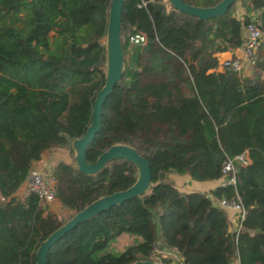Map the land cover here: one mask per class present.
Listing matches in <instances>:
<instances>
[{
    "label": "trees",
    "instance_id": "1",
    "mask_svg": "<svg viewBox=\"0 0 264 264\" xmlns=\"http://www.w3.org/2000/svg\"><path fill=\"white\" fill-rule=\"evenodd\" d=\"M239 1L241 17L234 2L202 19L167 0H123L122 75L102 104L85 157L93 162L111 144L131 145L149 162L150 185L66 231L49 247L47 264H129L154 255L162 264H264V36L250 73L215 69L217 53L242 43L252 17L264 34V0ZM109 4L0 0V264H35V250L52 230L137 178L136 165L123 157L94 173L58 160L50 172L55 199L71 211L65 219L45 212L36 194L18 193L43 150L73 151L72 139L90 122L105 80ZM134 32L146 42L132 44ZM241 152L248 162L235 160L234 183L185 191L171 176L220 178L225 159ZM235 190L246 208L238 230L207 196L231 198ZM121 233L134 241L113 251ZM155 248L174 249L178 259Z\"/></svg>",
    "mask_w": 264,
    "mask_h": 264
},
{
    "label": "water",
    "instance_id": "2",
    "mask_svg": "<svg viewBox=\"0 0 264 264\" xmlns=\"http://www.w3.org/2000/svg\"><path fill=\"white\" fill-rule=\"evenodd\" d=\"M173 7L197 16L198 18H209L225 13L232 3L237 0H219L213 5L199 6L190 4L184 0H167ZM123 0H110L107 14V25L104 36L106 50L105 80L101 87L96 91L93 100L90 122L84 133L71 141L74 150V159L77 168L86 173H94L113 158L123 157L132 161L137 169L136 180L123 189H118L110 193L101 195L81 209L77 210L65 222L52 230L42 239L35 250V264H47L46 255L49 247L60 238L66 231L74 227L78 222L83 221L97 212L120 203L125 199L143 193L150 185L151 173L148 160L141 155L133 146L125 143H114L101 151L93 162H88L85 157L87 144L93 139L100 127L101 107L104 100L111 93L114 85L120 79L123 70V50L120 40V25ZM235 54L241 51L235 50ZM214 204L217 202L211 194L207 195ZM129 264H162L155 259H137Z\"/></svg>",
    "mask_w": 264,
    "mask_h": 264
},
{
    "label": "built area",
    "instance_id": "3",
    "mask_svg": "<svg viewBox=\"0 0 264 264\" xmlns=\"http://www.w3.org/2000/svg\"><path fill=\"white\" fill-rule=\"evenodd\" d=\"M142 3H145L144 1ZM264 34L260 24L252 17L242 27V43L233 49V54L230 57L219 60V65L224 69L232 70L237 73L245 72L247 66L252 65L254 61V52L259 45ZM129 41L132 44H144L146 36L142 32H134L130 35ZM241 51L240 54H235V50ZM235 160L241 164L248 162V157L245 152L236 154L233 158H227L222 164L220 177V185L235 182ZM226 175H228L226 177ZM54 177L51 175L50 169L44 170L32 166L24 180L22 193H34L41 200L42 204L55 199L54 192ZM214 198V197H213ZM217 205L232 212L229 221L233 224V229L238 230L241 226V221L245 215L246 208L243 206L238 192L235 190L231 198L218 197L215 198ZM160 256H168L178 259L174 249H154ZM155 260L160 262L158 255ZM161 263V262H160Z\"/></svg>",
    "mask_w": 264,
    "mask_h": 264
},
{
    "label": "crops",
    "instance_id": "4",
    "mask_svg": "<svg viewBox=\"0 0 264 264\" xmlns=\"http://www.w3.org/2000/svg\"><path fill=\"white\" fill-rule=\"evenodd\" d=\"M243 12L244 11H241V13H243ZM232 54H233L232 50H224V51L218 52L217 53L218 62L220 59L232 56ZM215 69L216 70H224V68L221 67L219 65V63L217 64V67ZM250 70H251V68L249 70H245V73H247V74L250 73ZM56 149L62 151L64 148L53 147L50 149L43 150L40 158L37 159L36 161H34L32 166L40 168V169H44V170H47L46 168L51 169L52 166L58 160H60V159H58L57 161H55L54 159H52V157H54L52 152ZM63 160L70 162L65 157H63ZM171 176L174 180H176L175 184L178 188H179V186H178L179 183L184 185V187L180 188V189L185 190V191H190V190L209 191L210 189L214 188L215 186L220 185V178L208 179V180H195V179H191L190 176L186 173L185 174L172 173ZM23 187H24V185H23ZM213 199L215 200V198H213ZM227 213H228V216L230 219V217L232 216V212L227 211ZM230 227L231 228L233 227L232 223H231ZM121 234H123V233H121ZM233 264H239L238 259H236Z\"/></svg>",
    "mask_w": 264,
    "mask_h": 264
},
{
    "label": "rangeland",
    "instance_id": "5",
    "mask_svg": "<svg viewBox=\"0 0 264 264\" xmlns=\"http://www.w3.org/2000/svg\"><path fill=\"white\" fill-rule=\"evenodd\" d=\"M241 11H244V7L240 4V1L238 0L235 4L234 13L237 16L241 17L242 16ZM250 68H251V65L247 66L245 70H249ZM250 72H251V70H250ZM60 148H64V149L62 151L57 150V149L54 150L52 152L54 155V157H52V159L57 161L58 159H63V157H65L70 162L75 161L74 160V150L70 151L68 147H60ZM46 169H49V168H46ZM175 182H176V180H174V183ZM178 186H179V189L184 187V185L181 183H179ZM22 190H20L18 192L21 195L23 194ZM42 208L44 209L45 212L47 210L54 211L60 219H65L71 213V211L69 209L61 206L60 203L58 202V200H56V199L47 202V205L45 203H43ZM133 241H134V237H130V236L126 235L125 233H123L121 235H118L117 238L111 242L110 246H111V249L113 251H118V250L122 249L126 244H129Z\"/></svg>",
    "mask_w": 264,
    "mask_h": 264
}]
</instances>
